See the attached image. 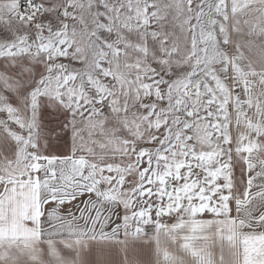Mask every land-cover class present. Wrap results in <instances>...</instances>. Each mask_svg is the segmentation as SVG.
Instances as JSON below:
<instances>
[{
	"label": "snow or ice",
	"instance_id": "6c2138e0",
	"mask_svg": "<svg viewBox=\"0 0 264 264\" xmlns=\"http://www.w3.org/2000/svg\"><path fill=\"white\" fill-rule=\"evenodd\" d=\"M0 264H264V0H0Z\"/></svg>",
	"mask_w": 264,
	"mask_h": 264
}]
</instances>
